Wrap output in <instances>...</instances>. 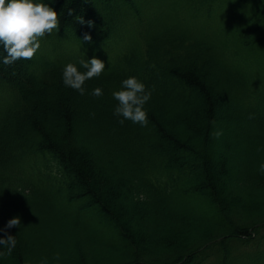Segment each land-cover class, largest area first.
<instances>
[{
	"label": "trees",
	"instance_id": "16d2710c",
	"mask_svg": "<svg viewBox=\"0 0 264 264\" xmlns=\"http://www.w3.org/2000/svg\"><path fill=\"white\" fill-rule=\"evenodd\" d=\"M45 2L58 30L0 63V227L21 221L0 264H264V0ZM84 55L106 68L81 95L61 73ZM127 76L152 91L145 126L113 115Z\"/></svg>",
	"mask_w": 264,
	"mask_h": 264
},
{
	"label": "clouds",
	"instance_id": "9594fccd",
	"mask_svg": "<svg viewBox=\"0 0 264 264\" xmlns=\"http://www.w3.org/2000/svg\"><path fill=\"white\" fill-rule=\"evenodd\" d=\"M90 27L94 21H85ZM59 17L57 11L45 0H0V63L12 64L20 59H31L41 46V37L58 30ZM85 41H92L91 33L85 32ZM79 70L76 63H66L62 68V82L65 86L85 94V81L99 76L105 70V61L98 56L79 58ZM91 95L102 96L103 89L99 86L91 90ZM151 89L136 76H127L120 81V87L112 91L116 101L113 106V115L123 124L126 120L145 126L148 124V111L145 104L150 100ZM251 115V114H250ZM212 135H222V129H216ZM258 151H264V145L258 146ZM264 175V160L257 168ZM21 223L19 216L9 218L3 227H0V257L10 255L16 247V236L8 232L13 226ZM59 253H57V257ZM38 264H48L46 257L41 258ZM57 264L59 261L57 260Z\"/></svg>",
	"mask_w": 264,
	"mask_h": 264
},
{
	"label": "rangeland",
	"instance_id": "374dc122",
	"mask_svg": "<svg viewBox=\"0 0 264 264\" xmlns=\"http://www.w3.org/2000/svg\"><path fill=\"white\" fill-rule=\"evenodd\" d=\"M4 66L5 65H7V64H3ZM227 113H228V115H229V118H226V116H224L223 118H222V122H220V123H218V124H216L215 125V128L212 130V133L216 130V129H222V135H220V136H214V135H212V138H211V142H210V144H209V149H210V151H212V150H215V152H217L218 154H219V156H213V158L215 159V160H217V159H220L221 158V156L220 155H222V152H221V146H220V143L218 144V141H217V138H219V137H221L220 139H221V144L222 143H224L225 141H227V133H229L228 132V128L226 127V125H225V123H227V122H232L233 120H232V118H230V115L232 116V114L230 113V111L229 110H227ZM222 115H224V114H222ZM205 118H204V116H203V114H201L200 112H199V114H198V116L196 117V119H195V123H197V125L199 124V126H202L204 123H205ZM197 136H201L200 134H198V135H194V137H197ZM229 141H230V139H229ZM221 153V154H220ZM217 154V155H218ZM211 155H212V153H211ZM229 203H230V205H229V207H230V212H231V217H237V215H240L241 217H244V218H246V217H248L247 216V214H245L244 213V210H245V206H243V204L241 203V202H235L234 203V205L236 206V207H240V210L238 211V213H236L235 214V210H236V208L235 209H233L232 210V207H234L233 206V202H232V200L230 201H228ZM253 203H255V202H253ZM30 206H21V207H17V209H19L20 211H22V209H24V210H26V211H30V212H33V211H36V208L34 207V208H32V209H28ZM242 208V209H241ZM259 211H260V213H263V211H262V209H259ZM262 211V212H261ZM250 212H252V211H250ZM253 213V212H252ZM257 213V212H256ZM261 216H264V215H261Z\"/></svg>",
	"mask_w": 264,
	"mask_h": 264
}]
</instances>
